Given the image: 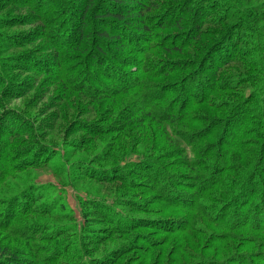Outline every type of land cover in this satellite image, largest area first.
I'll use <instances>...</instances> for the list:
<instances>
[{
	"label": "rangeland",
	"instance_id": "rangeland-1",
	"mask_svg": "<svg viewBox=\"0 0 264 264\" xmlns=\"http://www.w3.org/2000/svg\"><path fill=\"white\" fill-rule=\"evenodd\" d=\"M179 1L168 0V4ZM199 1L203 5L196 11L190 7L182 22H170L172 25L166 27H160L161 20L157 19L158 12L166 8L151 6L147 15L155 24L148 34L133 19L135 14L128 15L129 23L100 19L107 5L111 9L122 8L110 0H95L101 10L95 16L89 12L83 23L80 8L85 7L87 0H0V211L6 209L4 203L9 198L11 207L6 216L16 214V207L21 204H33L38 211L18 217L8 230L0 224V249L15 252L17 262H21L18 264H34L32 246L40 258L49 259L53 253L44 248L57 251L62 240H66L57 232L70 225L68 216L81 230L86 225L83 209L87 200L104 202L125 217L138 218L135 228L110 232L101 239L102 244L92 245L85 240L94 248L88 258L97 264H264L263 199L248 189L244 197L238 193L243 182H250L252 187L255 184L253 191L264 194V147L261 148L262 141L258 145L246 135L256 117L248 119L242 130L245 133L237 139L225 135L224 145L222 142L217 150L219 166L205 185L218 179L221 182L201 200L197 210L189 212L193 214L191 221L178 218L188 209L183 202L175 201L174 206L153 191L145 193L150 196L145 199L138 191L144 187L138 188L140 185H146L138 184L147 181L142 176L144 171L129 170V162L136 160L133 167L140 168L146 152L156 159L160 152L171 150L176 155L166 157L167 162L179 160L184 143L175 137L171 141L157 139L158 149L152 135L156 138L160 128L168 127L172 108L167 105L176 102L180 106L179 99L183 103L192 98L184 88L186 79L211 73L205 49L223 36L219 37L217 30L222 34L235 28L241 40L247 41L257 29L264 39V0ZM181 6L167 9L165 22L177 18L183 12ZM200 9L197 15L195 12ZM206 20L214 24H207ZM105 24L114 38L113 31L120 34L123 43L114 39L104 43L106 51L99 54L98 63L118 76L122 70L127 74L118 79L104 74L96 63V50L92 49L98 41L91 37L99 35L96 30ZM195 24L200 30L214 29L216 35L211 33L206 43L197 45L194 41L176 48L171 42L178 40L180 30L188 26L195 29ZM252 40L240 44L236 53L246 60L228 57L229 63L220 66L219 80L226 83L227 90L212 95V105L191 111L190 117L200 128H221L227 123V128L235 125L240 131L244 118L227 114L246 96L251 99L254 94H264L257 88L263 85L262 76L254 74L256 68L249 61L260 48ZM261 64L264 69V61ZM141 73L144 75L136 79L129 77ZM163 90L165 95L160 98ZM152 91L158 94L143 96ZM158 98L161 103L154 106ZM256 102L257 98H253L248 104L252 108ZM157 114H161L160 121ZM141 127L144 133L139 132ZM257 127L261 131L262 123L257 122ZM185 169L166 170L177 182ZM32 197L35 199L29 203ZM3 219L0 212V220ZM26 223H31L30 233L39 236L37 241H29L18 231L25 230ZM104 228L95 230L93 239L103 230L110 231V227ZM71 246L74 245L67 243L66 251ZM60 254L52 264H65L62 261L67 258ZM106 256L110 258L107 263ZM0 259L4 257L0 255Z\"/></svg>",
	"mask_w": 264,
	"mask_h": 264
},
{
	"label": "trees",
	"instance_id": "trees-1",
	"mask_svg": "<svg viewBox=\"0 0 264 264\" xmlns=\"http://www.w3.org/2000/svg\"><path fill=\"white\" fill-rule=\"evenodd\" d=\"M192 1L193 0H180L179 2H177V4H173V3L168 4V0H124L125 3H123L121 0H110V2H112L114 5L119 4L121 5L122 8L111 9L109 8L110 5H107V8H106L107 10L102 11L103 16L100 19H103L106 22L110 21L111 23L117 24V23H122L126 21L128 22L127 20L128 15L131 14L133 16L135 14L136 17L135 18L131 17V18L137 19V22H139V24L141 25L139 28L142 31H145V33L149 34L153 30L152 27L155 24L152 22V19L150 18V16L147 15V13L151 11V6L156 7L157 5H160L166 8L164 11L162 10L163 9L162 8L158 12L159 14L157 17V19L159 21L161 20V23H162L161 24L162 26L160 27H166V24L173 23L176 25L177 22H182L183 18L187 15L188 12H190L191 10L190 7H194L193 10L196 11L198 7L201 5V2L198 0L196 1L195 4L191 5ZM119 2H122V3H119ZM182 4L183 6L179 8L182 9L183 12L179 14L177 18H175L174 20L170 19V21L165 22V19H166L165 16L167 14L165 13V11H167V9L174 8L173 5L175 7H178ZM99 9L100 8L98 7V4L95 3V0H89V1L87 0L85 7L80 8L82 23L84 22L89 12H92L93 15L95 16V13L101 10ZM201 11L202 10L200 9L199 12H195V13L199 15ZM160 17H162V19ZM199 20L200 19H198V24L200 25ZM208 23L214 24L213 21H209V22L207 21V24ZM198 24L194 25L195 29L194 28L191 29L189 26L186 27V29L184 30L181 29L180 30L181 32H179L181 33V35L180 36L178 35V37H176V39L178 40L171 42V43L174 44L176 48L180 49L179 46L183 44L185 45L191 44V43H194V41H196L194 44H197V45H199V42L206 43L209 41L208 37L211 36V33H214L216 35V32L214 29L212 30L201 29L200 30ZM180 25L181 23L178 25V27H180ZM82 26H84V24H82ZM106 26H108V24H105L104 26H100L101 28L96 30L99 35H96V37L95 36L91 37V39H94V40L97 39L98 41L96 47H92L93 50L94 49L96 50L95 56L98 59L96 63H98L99 61V58H100L99 54H104L103 52L106 51L105 45H103L104 43L113 41V39L115 41H119L120 43H123V38H120L119 36L120 34L113 31L112 33L116 34V37H119V38H116V37L114 38L112 34L110 33L111 31ZM232 30L233 31L231 33H229L228 31H225L222 34L220 33L221 31L217 30L218 36L219 37L222 35L223 36L221 38H218L217 40L213 39L214 41H212L207 47V49H205V52L208 56L207 59L209 60L208 69L211 73L210 72H207L210 74L199 73L196 76L194 75L193 77L186 79L184 88L186 90V93L190 92L192 94V98H188L183 103L179 99L177 102H179L180 106H177L176 102L170 103L169 105H167L172 108V112H171L172 117L168 119L169 122H167L168 127L160 128V133L156 136V138L154 137V135H152V138H154L153 139L154 146H158L157 139L159 140L163 139V141H166V140L171 141L173 137H175L179 142L184 143V146L182 145L183 149L181 147L182 150L180 152L181 156L179 160L177 161L171 160L170 162H167L166 159L168 157L171 158V157H174V155H176L175 152L170 150L169 152H160L157 158L154 157L156 159H151L153 158L151 156H155V155H149L150 152H146L147 156L143 157L145 160H143V162L140 164L141 166H139L140 168L138 169H134L133 167V164H135L137 160L133 162H129L130 164L129 170L131 172L140 173V170L144 171L142 176L147 181L146 182L139 181L138 184L145 183L146 185H140L138 188H140L141 186H144V187H141L142 189L140 188V190L138 191L142 193V196L145 199H148V197H150L145 193L150 194V191H153L158 194L156 195L157 197L162 198L164 201L170 202L174 206L177 205L175 201L181 204L182 202L184 203V205L188 209L184 211L183 217L182 216L178 217L180 219L187 217V219L191 221V219H193V214H190L189 212L195 209L197 210V208L199 207L201 203V200L208 197V192H210L212 189L219 186V183L221 182L220 179H218V182H214L213 180L212 182L210 181L209 185H205V184L210 180L209 177H211L213 173L212 171L217 169L219 166L217 163H218V155H220V153L217 150L220 149L222 142H223L222 145H224V142L227 139V138L224 139L225 135L229 134L228 139L230 137L232 140L237 139L240 136V133H245L242 130L245 125H248V119H252L256 117L255 119L257 120L250 123L251 128L246 133V135L248 136V139H251L253 141L255 139V143L257 142L258 145L260 143L259 141H262L261 144L263 145L261 146V148L264 147V123H263L264 94L263 95L254 94V96H252L253 98H257V102L255 105L252 106V108L250 107L248 103L253 98L250 99L248 96H246V99L244 100V102H241L240 104H238L233 111L231 110L230 114H227V116L233 115V117L235 118H237L238 115L244 118L245 120L243 123L244 125L242 126L240 131H238V128L234 124H232L234 126L232 127L230 126L229 128H227L228 127L227 123L224 125V127H221V128H219L216 125L213 127H209V128H206V127L200 128L198 124L195 123V121H193L192 118L190 117L191 111L195 109L196 107L207 105V104L212 105V103L209 102L212 95H215L217 93L219 94V92H221L222 90H227L225 89L226 83L219 80L220 74L218 73L221 72L220 66H222L223 63L225 64L229 63L228 57L229 58L237 57L236 60L241 59V57L243 56H236V53L238 51L240 44H245L246 42L249 43L250 40L252 39L253 40L251 43H253V45L256 46L257 48L258 47L260 48L257 51V54H252L254 56L249 61L251 62V65L256 68V72H254V74L256 76L257 75L262 76L260 77V79L263 81V85L257 88L264 91V77H263L264 69H263V65L261 64L262 61H264V39L263 37L261 36L259 30L257 31L256 29V31H254V33L252 34V37L249 40L243 41V39L241 40L240 32L235 31V28H233ZM244 34L245 33H242V36H244ZM202 36H204L203 39H201ZM179 37H181L180 40H179ZM99 40L101 41L100 43H99ZM78 48L79 46L76 47V49ZM213 55H216V56H213ZM243 59L246 60L247 58L243 57ZM99 66L102 67L104 74L110 77L116 78V79L121 78L123 73L124 75H127L122 70V72L119 73L120 76H118L116 75V73H113L112 69L108 68L106 65L101 66V64H99ZM142 75L144 74L141 73V74H136V75H132L129 77L136 79L138 77H141ZM147 75L159 77V75H154V74H147ZM251 76H254V75H251ZM247 80H253V79H247ZM239 88L242 89V86H239L238 89ZM150 93L151 94L143 95V96L149 98L150 96H155L156 94H158V92H154V91ZM181 93L185 95L184 91L182 90H180V94ZM163 95H165V90H163V92H160V98L163 97ZM154 101H155L154 106H157L158 104L161 103L159 101V98ZM162 103H165V102L162 101ZM224 105L225 104H223L222 106L223 108L225 107ZM210 107H211L210 109L211 111L212 106ZM239 108L241 109L238 110ZM238 111L239 113H237ZM155 117H157V119L159 118L158 120L160 121L161 114L160 115L157 114V116ZM178 117H183V118L182 120L179 119L181 121L176 122V120L178 121ZM257 122L262 123L261 131H259L260 127H257ZM177 125L178 127H181V128H176ZM223 131H224V135L221 136ZM139 132L144 133L143 127L140 128ZM213 140L215 141L213 142ZM158 149H159V146H158ZM208 160H212L213 162H209ZM207 161L209 164L207 163ZM167 167L169 169H172L174 167H176L177 169L179 168H186V169L184 171L182 170V173H179V177L181 178H179L180 180H177L176 182L173 178H170L169 172H167L166 170ZM258 169H261V168H258ZM90 174L92 175V173ZM116 177H119V176L116 175ZM0 181H1V171H0ZM250 185H251L250 182L249 183L243 182L240 186V190H238L239 196L244 197L245 194L247 195L248 192L246 190L248 189L251 191L250 194H254V196L259 195L261 199H263L261 200V204H264L263 192L259 190L253 191V187L255 184L253 183V187ZM261 186L264 187V185H261ZM181 189H184V190H181ZM138 191L136 193H138ZM34 199L35 197L30 198L29 203L30 202L33 203ZM10 203H11V198L6 199L4 203V205L6 206V209H5L6 211L5 210L0 211L2 212V215H4L5 217V219L0 220V224H2L4 228L7 230L10 224L17 221L16 219L18 217H24V215L31 214L33 212L38 213V211H36L37 209L35 205L33 206V204L32 205L21 204L16 207L19 213L17 212V210H15L16 214L14 215L11 214V215L6 216V212L9 211V207H11ZM16 203L17 202H13L12 204L16 205ZM183 207L184 206L180 207V209H183ZM175 212H170L171 216H176V214H174ZM210 212L212 213V208L210 209ZM83 217L86 220V225L82 227L81 230H79L77 226L75 225L74 218L72 216H68L67 219L68 221H70L69 222L70 225H67L66 230L64 229L61 232L58 230L57 232V233H60V235L66 237V240H62V243L64 244L62 243L59 244L57 251L53 252V248L49 246H47V248H44L45 252H47V250H50L53 253L52 255H50L49 259H47L46 261L44 259L48 257L46 256L44 259L40 258L38 256V250L36 249L35 246H32L31 250L34 253V254L32 253V256L36 258L34 264L36 263L52 264L57 261L56 256H59L61 251H63V254H60V255L63 258H67L62 261L65 264L73 260L78 262L76 264H97L95 259L93 260L92 258L91 259L88 258L89 254H91L92 251H94V248H91L89 244H92V245L102 244L103 240L101 239L105 236H109L110 232L114 233L115 231L123 232V231L132 230L133 228H135V225H136L135 222H137V219H138V218L131 219L128 216L125 217L123 216V214L118 212L115 208L106 206L104 202H100L96 204L93 200H87V202L84 203ZM161 221L162 220L159 218V223ZM29 226H31V223L30 224L26 223L24 224L25 230H21V228H18L19 229L18 231H21V233L29 241L35 242L37 241L36 239H38L39 236L31 234L30 233L31 230H29ZM107 226L110 227L109 228L110 231L103 230L101 232V235H99L96 239H93L95 238L93 234L95 230L105 229L104 227H107ZM138 226H140V224H138ZM68 232H71L72 234L66 236ZM80 234L81 236L79 237ZM85 240L89 244L85 243ZM67 243H70V245H74V246H71V248L66 251L65 247ZM0 255L2 258L4 257V259H0V264L21 263V262H17L19 261V258L16 256V253L10 252V250L7 248H4L3 250L0 249ZM6 255L8 256L5 258ZM105 260L107 263V261H109L110 258L106 256Z\"/></svg>",
	"mask_w": 264,
	"mask_h": 264
}]
</instances>
